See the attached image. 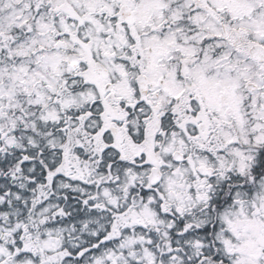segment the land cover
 <instances>
[{
  "label": "rangeland",
  "instance_id": "374dc122",
  "mask_svg": "<svg viewBox=\"0 0 264 264\" xmlns=\"http://www.w3.org/2000/svg\"><path fill=\"white\" fill-rule=\"evenodd\" d=\"M50 1L49 17L57 18V24L43 23L30 41L20 37L29 25L28 11L37 3L0 0V52L3 46L8 53L6 46L12 43L19 47L9 53V58L18 55L10 66L0 58V145L35 147L41 140L55 145L60 150L59 187L64 189L69 182L84 187L76 192L99 214L39 232L23 228L17 195L0 196V264H214L202 259L205 250L227 257V262L219 264H264V64L249 60L247 71L240 67L236 74L231 71L232 75L220 77L223 85L218 91H223L227 103L215 98V92L210 100L191 103L195 98L189 94L192 84L186 86V99L192 101L184 105L178 129L159 141L156 149L152 143L159 110L146 111L150 105L140 104L137 116H145V134L138 138L133 135V105L121 99L132 102L136 91L135 75L128 66L133 55L122 50L124 43L131 42L129 31L116 28L118 8L132 4L141 26L151 3L196 0ZM227 3L242 7L245 35L264 41V0ZM24 41L29 42L25 47ZM63 41L66 46L58 47ZM24 51L33 52L30 56L34 54L37 62L33 69ZM71 53L77 55V68L67 61ZM97 60L111 72L110 96L105 82L93 85ZM210 63L206 55L197 68L206 69ZM59 74L64 86L58 97L54 92L59 88L55 83ZM70 76L78 84L66 86ZM210 80L203 78L205 88L210 87ZM247 81L256 83L258 91H248ZM229 85H233L231 90ZM161 101L160 106H168L165 97ZM70 106L73 109L68 113ZM55 121L62 124L56 126V137ZM203 122L207 127L201 130ZM135 138L143 141L133 143ZM174 149L187 156L186 162L173 160ZM156 159L164 175L153 186L149 175ZM202 164L214 167L217 176L202 179L198 173ZM69 201L64 200L63 211L75 212ZM51 208V204L44 205L38 217ZM181 237L182 242H175ZM9 240L38 251L39 261L21 262L19 250L13 255ZM57 250V255L44 257L45 251Z\"/></svg>",
  "mask_w": 264,
  "mask_h": 264
},
{
  "label": "flooded vegetation",
  "instance_id": "af4514ba",
  "mask_svg": "<svg viewBox=\"0 0 264 264\" xmlns=\"http://www.w3.org/2000/svg\"><path fill=\"white\" fill-rule=\"evenodd\" d=\"M234 4L205 0H196V3H151L147 9L146 22L141 26L137 9L130 3L122 4L129 6L134 14V23L127 24L119 12L116 26L124 32L129 31L131 42L129 45L124 43L122 50L133 55V61L128 66L135 75L133 89L136 91L134 95H137L136 103L137 97H141L150 105L146 106V111L159 110L155 112L159 115L158 129L162 130L168 124L175 127L179 123L184 105L192 101L191 97L186 99L185 88L190 84L192 91L189 94L195 95L194 100L205 102L215 92V98L227 103L223 91H218V87L223 85L219 79L223 74H236L240 67L241 71L248 67L249 50L254 42L248 34L245 35V13L242 7L235 8ZM206 55L211 61L208 68H197V63H202ZM241 58L245 61L239 63ZM141 74L145 75L147 83L144 96L139 86ZM94 77L95 85L105 82L97 74ZM193 77L196 79L194 82L191 79ZM204 77L211 78L210 87L205 88ZM198 86L202 88L201 91ZM232 86H228L229 90ZM241 87H244V83ZM164 97L168 106L162 107L161 98ZM153 103H157L156 106ZM209 113L214 114L213 111ZM206 127L203 124L201 128ZM184 160H187L186 156ZM215 171L212 176L202 178L217 176Z\"/></svg>",
  "mask_w": 264,
  "mask_h": 264
},
{
  "label": "trees",
  "instance_id": "16d2710c",
  "mask_svg": "<svg viewBox=\"0 0 264 264\" xmlns=\"http://www.w3.org/2000/svg\"><path fill=\"white\" fill-rule=\"evenodd\" d=\"M40 4L44 5L43 11L39 12L38 15H34L31 21L36 28L39 26V23L45 22L44 20L47 19V14L49 13L48 3ZM39 15H41L40 21L38 19ZM35 27L29 26L30 29H27L21 35L20 39L33 40L36 33L34 32ZM26 43L29 42L24 41L23 47L26 46ZM6 47L9 49V52L4 53L2 46L0 58L4 59L3 62H6V65L10 66V61L18 55L9 58V53L19 47L14 43ZM31 53L33 52L24 51L23 57L29 60L30 69H33L36 62H34V54L30 56ZM20 62L17 64L19 65ZM66 83L70 85L73 81L71 78H68L66 79ZM56 123L57 121L54 122V137H56L57 130H59L56 127ZM36 144L35 147H31L30 145L26 147L24 145L23 148H8L4 144L0 145V196L9 197L11 194L17 195L16 197L19 201L18 210L25 224L23 228L31 227L42 232L53 227H59L64 222H72L75 224L90 218L94 214H99L94 206L91 204L86 205V201L80 196L82 195L81 193L76 192L80 189L84 191V187L78 186L73 182H69V185L64 189L59 187L60 180L57 177L61 174L58 160L60 150L55 145L52 147L48 146L47 141L46 144L43 140L38 141ZM30 159L33 160L31 164L27 162ZM59 192H62L64 195H60ZM73 194H78L79 196L73 197ZM59 195L63 197L61 199L62 201H59ZM64 198L70 200L69 202L73 204L75 212L63 211L62 205L65 200ZM46 204L52 205L51 210L38 217L39 212L42 211L41 208ZM9 248L13 255H16V251L19 250L18 255L20 256L21 262H24L27 258H33L39 261V252L30 251L19 240L13 243L9 240ZM58 253L60 252L57 250L45 251L43 254L45 258H51ZM71 256L69 255L68 257L70 258ZM73 257L75 258V256Z\"/></svg>",
  "mask_w": 264,
  "mask_h": 264
},
{
  "label": "water",
  "instance_id": "95a60500",
  "mask_svg": "<svg viewBox=\"0 0 264 264\" xmlns=\"http://www.w3.org/2000/svg\"><path fill=\"white\" fill-rule=\"evenodd\" d=\"M125 9H126V8H123V9H122V14H123V16H124L125 18L128 19L129 22H131V21H132V19H131V14H130V13L128 14V13L125 11ZM251 54H252V56H253L255 59H257V60H259V61H264V47H263V46H261V45H259V44L253 46V48L251 49ZM69 62L71 63V65L76 66V65H77L76 56H70V57H69ZM97 70H98L101 74H103L105 77L108 76V72H107V70L105 69V67H104L102 64H100V63L97 64ZM108 87H109V86H108ZM108 87H107V88H108ZM250 87H253V85H250ZM177 158L179 159L180 157H177ZM160 177H161V173H160L159 169L155 168V169L153 170V173H152V176H151V181H152V182H155V181L159 180ZM180 211H181V209H180Z\"/></svg>",
  "mask_w": 264,
  "mask_h": 264
}]
</instances>
